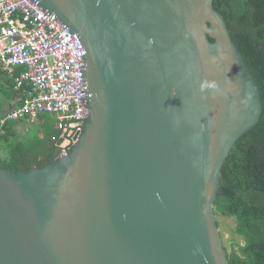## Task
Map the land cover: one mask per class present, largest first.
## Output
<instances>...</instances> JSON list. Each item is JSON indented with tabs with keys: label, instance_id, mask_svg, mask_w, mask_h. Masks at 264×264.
<instances>
[{
	"label": "water",
	"instance_id": "95a60500",
	"mask_svg": "<svg viewBox=\"0 0 264 264\" xmlns=\"http://www.w3.org/2000/svg\"><path fill=\"white\" fill-rule=\"evenodd\" d=\"M213 1L39 0L86 52L87 119L53 163L0 166V264H229L214 205L263 106Z\"/></svg>",
	"mask_w": 264,
	"mask_h": 264
},
{
	"label": "trees",
	"instance_id": "16d2710c",
	"mask_svg": "<svg viewBox=\"0 0 264 264\" xmlns=\"http://www.w3.org/2000/svg\"><path fill=\"white\" fill-rule=\"evenodd\" d=\"M213 6L252 72L263 106L259 122L237 141L223 166L214 209L234 219L244 240L227 251L229 264H264V0H214ZM15 85L14 78L0 73V166L18 173L53 163L60 150L53 141L59 131L52 115L40 118L44 124L37 132L26 128L24 119L1 125L28 96L29 88Z\"/></svg>",
	"mask_w": 264,
	"mask_h": 264
},
{
	"label": "built area",
	"instance_id": "2783aa9c",
	"mask_svg": "<svg viewBox=\"0 0 264 264\" xmlns=\"http://www.w3.org/2000/svg\"><path fill=\"white\" fill-rule=\"evenodd\" d=\"M85 55L76 34L39 0H0V73L14 78L16 89L29 88L1 125L22 119L36 123L52 115L58 157L67 155L86 125Z\"/></svg>",
	"mask_w": 264,
	"mask_h": 264
},
{
	"label": "rangeland",
	"instance_id": "374dc122",
	"mask_svg": "<svg viewBox=\"0 0 264 264\" xmlns=\"http://www.w3.org/2000/svg\"><path fill=\"white\" fill-rule=\"evenodd\" d=\"M43 124V119H40L36 123H25L26 128L31 129L33 132L41 131V125ZM216 222L220 230L224 248L228 252H230V250L234 247L238 248L239 246L244 245L243 238L236 233V223L234 219L222 215H216Z\"/></svg>",
	"mask_w": 264,
	"mask_h": 264
}]
</instances>
